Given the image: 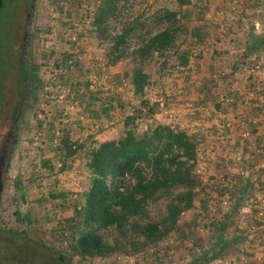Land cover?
<instances>
[{"label": "rangeland", "instance_id": "rangeland-1", "mask_svg": "<svg viewBox=\"0 0 264 264\" xmlns=\"http://www.w3.org/2000/svg\"><path fill=\"white\" fill-rule=\"evenodd\" d=\"M97 1L43 0L37 35L40 81L34 115L29 120L19 151L6 176L0 226L28 230L32 236L63 251L79 264H158L156 251L166 264H186L192 259V240L205 237L209 241L213 237L214 227L206 222L194 227L191 225L192 219H196V215L202 211L200 203L206 202L208 211L203 213L204 216L210 217L211 212L218 209L224 211L222 215L229 225L226 232L229 237L246 234L233 252L209 264H245L241 261L242 257L247 260L246 264H264V214L261 216L257 210L264 209V206L249 205L242 210L244 199L254 194L264 204V187L258 184L264 175L260 177L259 168H254L259 165L258 162L263 163L264 156L258 161L252 156L248 158L247 154L251 155L252 152L247 140L252 133L235 126L238 122L234 121L235 116L232 115H229L231 131L225 132L226 126L219 121L220 117L216 112L213 115L212 100H208L207 106H202L199 101L203 96L198 91L201 83L212 79V74H216L215 82L221 79V87L226 85L225 88L229 89H236L240 78L250 76L253 84L246 91L250 92L245 94L246 99L248 101L259 95L264 105V74L259 78L258 74L252 75L250 72L252 64L260 62L264 65V59L258 58L264 55V49L250 51L238 70L231 68L235 59L248 50L249 34H264V27L261 30L255 28L256 22L264 25V1L256 3L255 10L250 7L251 4H242V0H206L198 3V11L193 12L189 22L190 28L204 34L207 49L219 41H230L231 48L225 43L214 46L219 47L221 61L213 62L210 58H196L204 42H195L197 44L193 48L196 54L184 63L160 71L157 70L161 61L158 56L151 63H143L153 81L146 89L145 97L150 104L159 103L153 115H148L144 110L142 114L138 113L137 110L144 106L125 79L124 74L134 65L131 55L128 53L120 57L118 54V61L110 63L108 52L111 41L100 38L91 25L89 14L96 13ZM193 1L196 3V0ZM127 7L126 12L129 13L130 7L133 16L142 11L148 16L160 7L176 8L177 4L175 0H131ZM117 24L114 33L121 27V24ZM242 27L246 30H239ZM130 43L132 49L138 43L137 37L132 36ZM220 56L217 55V60ZM73 63L77 65L72 66ZM66 89L69 91L66 92ZM222 97L227 96L221 94ZM194 99L197 100L196 104ZM132 114L137 116L134 123L141 130L155 122H162L186 130L198 141L196 174L199 175L200 186L195 195L197 206L191 212L184 213L171 236L157 245L136 254L115 251L102 258L81 259L73 254L70 244L81 229V219L75 212V205L79 206L84 201L83 192L89 184V171L83 151L68 159L67 168L61 170L64 151L57 148L61 133L66 131L70 139L82 140L87 144L120 139L127 129L125 119ZM239 133L248 134L246 137ZM226 173L236 178L240 187L239 190L234 187L229 189V210L216 205V192L206 189V186L216 182L225 183L223 175ZM17 182L23 186L21 191L16 186ZM234 194L241 197L237 203ZM21 195L26 197L23 206L19 199ZM19 204L29 214L27 223H18L15 219L13 213ZM164 205L163 199L151 202L148 207L150 215L160 218L165 210ZM184 229L190 230L189 237L181 235ZM103 232L110 241L116 235L114 230ZM259 236L263 237V242L254 244L252 240ZM126 249L129 250L128 245ZM20 255L21 264H56L55 259L34 248L25 246Z\"/></svg>", "mask_w": 264, "mask_h": 264}, {"label": "trees", "instance_id": "trees-1", "mask_svg": "<svg viewBox=\"0 0 264 264\" xmlns=\"http://www.w3.org/2000/svg\"><path fill=\"white\" fill-rule=\"evenodd\" d=\"M200 1L206 2L175 0L176 8L160 7L148 16H145V11L133 16L130 7L129 13L126 12L127 4L129 2L130 6L131 0H98L96 13L89 14L95 33L100 38H109L111 41L108 52L110 63L115 64L120 57L128 53L131 55L134 65L124 75L133 93L140 97L144 106L143 109H136L139 114L144 110L148 115H153L159 106L157 102L150 104V100L145 97L146 89L153 81L143 63L146 65L154 61L156 56L160 57L158 71L184 63L196 54L193 48L194 44H197L195 42H204L205 45H202L196 58L221 61L219 47L207 49L208 43L204 34L190 28L189 22L193 12L198 11ZM242 1V4H251L250 7L255 9L256 5L264 0ZM246 13L244 10V14ZM117 23L121 24V27L114 33L113 30L118 28ZM132 36L137 37L138 43L131 49ZM249 37L248 50L235 59L232 69L238 70L250 51L264 49V34L251 33ZM217 55L220 56L219 60ZM73 65L76 66L77 63ZM252 80L250 76L240 78L237 88L229 89L225 88L226 85L221 87V79L215 82L212 77L210 81H205L198 87L199 94L203 96L199 104L207 106L208 100H212L216 108H221L226 102L220 96L225 94L232 98L234 107L247 103L260 108L259 95L246 101L245 94L252 86ZM194 102L196 104L197 100L194 99ZM136 118L134 114L126 117L127 129L120 139L87 144L70 139L66 131L61 133L57 145L58 149L64 151L61 170L67 168L68 159H73L83 151L86 169L91 175L89 187L83 192V203L75 205V212L81 219V229L70 244L73 254L81 259L102 258L115 251L136 254L157 245L171 236L184 213L191 212L197 206L195 195L200 186L199 175L196 174L198 141L186 130L162 122H155L141 130L134 123ZM248 128L250 133H263L264 121L258 125L251 122ZM224 130L228 133L231 128L226 126ZM263 136L264 134L261 139ZM258 144L256 148L264 154V141ZM251 148L255 150L254 147ZM259 174L260 177L263 176L262 171ZM223 176L227 181L225 186L216 182L205 187L216 192L214 199L216 198L215 203L219 206L221 201L218 195L230 192L231 187L240 189L236 178L230 177L229 173ZM262 179L264 181V177ZM22 187L18 182V190L21 191ZM234 196L236 203L239 202V194ZM21 197L26 199L24 195ZM160 199L165 202V210L162 216L156 219L150 215L148 207L151 202ZM200 208L201 213L196 215V219H192L191 225L194 227L206 222L214 227L213 237L209 241L205 237L194 238L191 242L192 259L186 264H209L221 259L233 252L237 244L245 239V233L232 237L227 235L229 225L224 221L223 211L218 209L207 217L203 213H207L208 204L200 203ZM108 230H114L116 233L112 241L106 238L103 232ZM181 235L189 237L190 230L184 229ZM252 241L259 244L263 242V237L259 236ZM127 245L129 250L126 249ZM155 258L158 264H166V261L159 257L158 251L155 252Z\"/></svg>", "mask_w": 264, "mask_h": 264}, {"label": "flooded vegetation", "instance_id": "flooded-vegetation-1", "mask_svg": "<svg viewBox=\"0 0 264 264\" xmlns=\"http://www.w3.org/2000/svg\"><path fill=\"white\" fill-rule=\"evenodd\" d=\"M42 4L43 0H2L0 6V166L6 163L5 177L34 115L40 81L37 35ZM2 198L3 194L0 206ZM19 199L23 206L26 199ZM21 204L13 214L18 223H27L29 214ZM25 246L55 259L56 264H79L28 230L0 226V264H21Z\"/></svg>", "mask_w": 264, "mask_h": 264}, {"label": "crops", "instance_id": "crops-1", "mask_svg": "<svg viewBox=\"0 0 264 264\" xmlns=\"http://www.w3.org/2000/svg\"><path fill=\"white\" fill-rule=\"evenodd\" d=\"M262 8V7H261ZM255 10V9H254ZM253 10V11H254ZM260 9H258V11H259ZM254 29V28H253ZM239 30H246L245 29V27H242L241 29H239ZM254 30H256V29H254ZM241 35V33L239 34V36ZM218 43V44H217ZM223 43H225L227 46H228V48H231L230 46H231V42L230 41H219V42H216V44H214V46H218V45H221V44H223ZM213 46V47H214ZM261 57H258V58H260V59H264V55L263 54H261L260 55ZM212 73V72H211ZM211 73H207L208 75L209 74H211ZM216 76V74H212L211 75V78L212 77H215ZM257 93V92H256ZM262 93V92H261ZM264 93V92H263ZM247 94H250V92H247ZM260 94V93H259ZM248 98H249V96H248ZM247 101V100H246ZM259 104H260V108H257V107H255V106H253V105H250V104H242V105H239V106H233V104H232V102H230V103H226L225 104V106H222L221 108H216L214 105H213V108H211V110H213V115H214V113L216 112V115L218 116V117H220L219 118V121H221V122H223V125H225V126H230V124H229V122L231 121L230 119L231 118H229V115H232L234 118L233 119H235L234 121H236V122H238L237 124H235V126H240L241 128H243V129H241V130H248V132H249V123H251V122H255L256 123V125H258L261 121H264V105L261 103V101H260V98H259ZM231 109V111H229ZM233 109V110H232ZM231 112V113H230ZM224 118H227V119H224ZM223 120V121H222ZM227 120V121H226ZM216 121V120H215ZM214 122H212V124H213ZM215 125H216V123H215ZM212 126V125H211ZM232 128V127H231ZM216 129V128H215ZM214 129V130H215ZM238 130H240V129H238ZM242 132V131H241ZM240 134H243L244 136H246V134H248V133H239L238 135H240ZM262 134H264V132L263 133H257V134H254V133H252L251 134V136L248 138L249 140H247V142H249V147H250V152H252L251 153V155L250 154H247L248 156V158L250 157V156H252L253 158H256V160L258 161L259 159H263L262 157L264 156V154L262 153V151H260V150H256V145L258 144V141L259 142H263L264 141V136H263V138L261 139V137H262ZM234 136V135H233ZM231 137V136H230ZM247 137V136H246ZM251 147H254L255 148V150H252V148ZM240 154V153H239ZM243 157L244 158H246V155H243ZM261 161V160H260ZM259 163V165H262L263 163H264V160H263V163L262 162H258ZM257 166H255L254 168H256ZM258 170V172L259 173H261V170L260 169H257ZM230 172V171H229ZM229 175H230V173H229ZM264 175V174H263ZM91 177V175H90V173H89V178ZM261 180H263V179H261ZM89 184H90V180H89ZM89 184H88V187H89ZM258 184H261V186H263L264 187V181H259V183ZM88 187L84 190V192L88 189Z\"/></svg>", "mask_w": 264, "mask_h": 264}, {"label": "built area", "instance_id": "built-area-1", "mask_svg": "<svg viewBox=\"0 0 264 264\" xmlns=\"http://www.w3.org/2000/svg\"><path fill=\"white\" fill-rule=\"evenodd\" d=\"M263 27H264V25L262 23L256 22L255 28L257 30H261ZM246 65L248 66V64H246ZM252 65L253 66L250 68V72L252 73V75H253V73L258 74V77L261 78L262 75L264 74V65H261L260 62L252 64ZM58 87H60V86H58ZM68 91H69V89H68ZM68 91L66 89V92H68ZM60 97L62 98V97H64V95H60ZM221 99L224 100L226 103H230L233 101L232 98H229V97H225V98L222 97ZM260 101L263 102V99H261V97H260ZM38 134L41 135V133H38ZM37 138H38V135L35 136V139H37ZM55 141H56V139H55ZM257 168H259L262 171V173L264 174V163L262 165H257ZM224 182L225 183H223V186H225L227 184V181L224 180ZM244 200H245V202L243 203V207H244L242 209L243 211L245 210V206H249V205L253 206V207L264 206V204L261 202V200L259 198H257V196L255 194L248 197V198L246 197V199H244ZM220 201H221L222 208H225V210H229L231 208V199L228 196V193L222 194L220 197ZM257 210L261 216L264 214V209H261V210L257 209ZM223 213H224V211H223ZM241 261H243L244 263L247 262V260L244 257H242ZM225 264H233V263L228 262Z\"/></svg>", "mask_w": 264, "mask_h": 264}, {"label": "water", "instance_id": "water-1", "mask_svg": "<svg viewBox=\"0 0 264 264\" xmlns=\"http://www.w3.org/2000/svg\"><path fill=\"white\" fill-rule=\"evenodd\" d=\"M2 0H0V6H1ZM5 168H6V163L4 162L2 166H0V197L2 196L4 190H5Z\"/></svg>", "mask_w": 264, "mask_h": 264}]
</instances>
